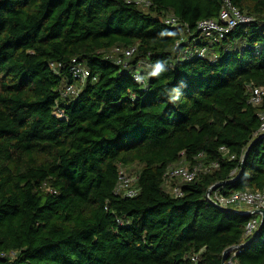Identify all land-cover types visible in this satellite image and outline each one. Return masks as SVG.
<instances>
[{"label":"trees","instance_id":"trees-1","mask_svg":"<svg viewBox=\"0 0 264 264\" xmlns=\"http://www.w3.org/2000/svg\"><path fill=\"white\" fill-rule=\"evenodd\" d=\"M149 1L0 0V264H224L243 244L225 263L264 264V226L245 240L252 217L206 196L264 192V99L248 93L264 85V0ZM227 1L252 21L203 37ZM116 48L136 49L126 67ZM181 161L219 168L175 197L165 174ZM134 166L137 195L115 194Z\"/></svg>","mask_w":264,"mask_h":264},{"label":"built area","instance_id":"built-area-1","mask_svg":"<svg viewBox=\"0 0 264 264\" xmlns=\"http://www.w3.org/2000/svg\"><path fill=\"white\" fill-rule=\"evenodd\" d=\"M128 3H134L141 8H148L151 6L149 0H126ZM252 21L251 18L246 17L241 14L238 9H236L231 2L227 1L223 10L220 13L218 19L203 20L198 23V29L203 37L221 39L225 35L229 34L236 26L241 23H248ZM165 24L175 26L177 19L173 16H168L164 20ZM136 49H119L116 48L112 50V57H115V63L118 66L126 67L128 60L134 55ZM207 50L205 48L201 49H187L185 54L197 55V58H204L206 56ZM74 65L71 68V73L75 81H78L80 85H84L86 81L91 77L90 71L85 68L82 64H77L74 60ZM147 66L146 64H138V68ZM51 67L54 69L55 65L52 64ZM148 67V66H147ZM134 81L140 84H144V80L141 75L137 72L133 76ZM96 78H93V81ZM79 89L75 86H69L66 88L64 95L74 97L77 95ZM249 93V103L254 106L261 105L264 99V85L254 86L251 85L248 88ZM62 116V114H60ZM260 119V127L258 130V135L264 137V112L258 114ZM224 155L228 154L226 148H221L220 150ZM200 155L198 158H202ZM234 159L231 157L230 160ZM219 168L218 164H207V165H193L191 166L185 161H181L177 164L170 166L165 174L166 185L171 183L175 184L173 189V194L175 197L182 196V192L179 184H186L195 181L201 174H209L214 170ZM235 180L233 178L229 181L232 183ZM227 183H219L212 186L208 193L207 199L211 204L221 210H229L237 215L250 216L251 220L247 223L243 238L249 242L254 240L258 233L260 232L261 225L264 219V192H253V191H241L232 194H226L223 190ZM138 193L135 187V179H133L126 171V169H120L118 183L115 188V194L122 195L123 197L132 198ZM245 245L232 247L228 250L227 257L233 254V257L244 247ZM225 264H235L232 259H230Z\"/></svg>","mask_w":264,"mask_h":264},{"label":"water","instance_id":"water-1","mask_svg":"<svg viewBox=\"0 0 264 264\" xmlns=\"http://www.w3.org/2000/svg\"><path fill=\"white\" fill-rule=\"evenodd\" d=\"M258 140H259L258 138L255 139V141H253V143H251V145H250L249 148L247 149V151H246V153H245V155H244V157H243L242 167H243V165H244L245 159H246V157H247L249 151L255 146V144L257 143ZM241 174H242V171H241ZM241 174H240V175H241ZM263 226H264V219H263V222H262V225H261V229H260V230H262ZM227 254H228V250L224 253V258H223V263H224V264H225L226 259H227Z\"/></svg>","mask_w":264,"mask_h":264},{"label":"rangeland","instance_id":"rangeland-1","mask_svg":"<svg viewBox=\"0 0 264 264\" xmlns=\"http://www.w3.org/2000/svg\"><path fill=\"white\" fill-rule=\"evenodd\" d=\"M139 168L137 166H134L132 168H128L126 169L127 173L133 178V179H136V174H137V170Z\"/></svg>","mask_w":264,"mask_h":264},{"label":"clouds","instance_id":"clouds-1","mask_svg":"<svg viewBox=\"0 0 264 264\" xmlns=\"http://www.w3.org/2000/svg\"><path fill=\"white\" fill-rule=\"evenodd\" d=\"M162 71V67H161V65L158 63L157 65H156V69H155V72L153 73V75H156V74H158L159 72H161Z\"/></svg>","mask_w":264,"mask_h":264}]
</instances>
